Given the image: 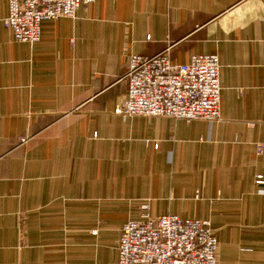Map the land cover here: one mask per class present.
Returning <instances> with one entry per match:
<instances>
[{"label":"crops","instance_id":"1","mask_svg":"<svg viewBox=\"0 0 264 264\" xmlns=\"http://www.w3.org/2000/svg\"><path fill=\"white\" fill-rule=\"evenodd\" d=\"M7 14L0 264H118L146 212L210 220L218 264H264V0H94L32 45ZM162 52L218 54L219 120L116 113L131 55Z\"/></svg>","mask_w":264,"mask_h":264},{"label":"built area","instance_id":"2","mask_svg":"<svg viewBox=\"0 0 264 264\" xmlns=\"http://www.w3.org/2000/svg\"><path fill=\"white\" fill-rule=\"evenodd\" d=\"M94 0H8L3 21L15 41L34 44L44 20L72 17L79 6ZM220 58L195 54L175 63L168 52L154 56L133 54L128 93L116 113L127 116H169L191 121L221 118ZM262 145H259V152ZM257 183H264L258 174ZM148 204L144 209L148 210ZM118 264H218L219 241L210 220L175 214L151 216L123 224Z\"/></svg>","mask_w":264,"mask_h":264}]
</instances>
